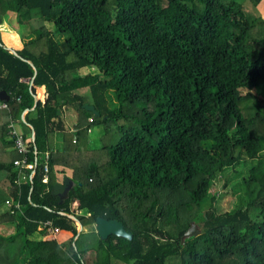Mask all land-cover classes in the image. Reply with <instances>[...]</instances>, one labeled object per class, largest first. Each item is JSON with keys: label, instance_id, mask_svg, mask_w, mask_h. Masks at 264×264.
<instances>
[{"label": "trees", "instance_id": "trees-1", "mask_svg": "<svg viewBox=\"0 0 264 264\" xmlns=\"http://www.w3.org/2000/svg\"><path fill=\"white\" fill-rule=\"evenodd\" d=\"M260 1L0 0V24L16 13L34 36L11 52L0 30L8 104L0 109V188L21 205L0 214V224H15L0 234V264H264ZM36 86L45 87L43 103ZM64 109L76 114L73 130ZM24 110L34 131L33 139L23 133L29 159L34 149L50 152L47 183L42 157L30 181H16L19 155L5 136ZM98 124H117V138L102 147L107 160L89 163L79 154ZM57 133L68 139L62 150ZM245 160L255 195L244 208L216 211L214 179ZM58 165L72 169L64 197L52 192ZM74 200L79 231L59 213ZM97 217L120 221L131 238L101 239ZM47 220L57 234L38 228ZM191 222L200 232L182 240Z\"/></svg>", "mask_w": 264, "mask_h": 264}, {"label": "rangeland", "instance_id": "rangeland-1", "mask_svg": "<svg viewBox=\"0 0 264 264\" xmlns=\"http://www.w3.org/2000/svg\"><path fill=\"white\" fill-rule=\"evenodd\" d=\"M46 25L49 29L53 30L52 23L48 22ZM54 38L56 40H61L62 36H58L57 34H55ZM137 109L140 110L139 116H142V118L144 119L146 115L144 114L145 111L141 110V103L138 104ZM1 116L2 112L0 111V118ZM63 116L65 118V115ZM72 119L73 118L71 111V113L69 112L66 118V123H68L67 121L71 122ZM15 125L18 128V125ZM117 133V124L110 125L109 127H107V129L102 124L94 125L92 128H90V131L87 134L88 143L85 149L82 150L81 154H79L80 158L83 161H88L89 163L100 161L102 162V160H104L105 158L107 160V151L106 149L105 151L102 150V147L105 145H110L117 138ZM111 138H113V140ZM65 145H69L67 137L64 138V133H58L55 148H59L60 150H62ZM102 156H105V158H103ZM85 158H87L88 160H85ZM252 164L253 163L250 160H245L233 167L225 168L221 173L217 175L210 189V192L214 194L216 198L213 204L216 211L224 212L227 210L244 208L248 200L255 195L256 187H247L243 180L248 176V171ZM54 174L57 182H62L65 177L69 178L70 182H72V169L67 166L63 168L59 165L56 166ZM66 191L67 188L64 190L62 197L66 195ZM11 202V197H9L0 188V214L9 211V204H11ZM73 206L74 204L72 203L71 207ZM75 225L76 230L78 231L79 226L77 223ZM14 231V222H5L0 224V234L9 235ZM32 237L40 238L41 234L39 232H35Z\"/></svg>", "mask_w": 264, "mask_h": 264}, {"label": "built area", "instance_id": "built-area-1", "mask_svg": "<svg viewBox=\"0 0 264 264\" xmlns=\"http://www.w3.org/2000/svg\"><path fill=\"white\" fill-rule=\"evenodd\" d=\"M46 95V93H45ZM17 101H20L19 98H17ZM8 107V104L6 101L0 99V109H5ZM26 112L24 110L22 113ZM92 119L90 118L89 121ZM7 135L10 139L13 141V149L18 153V157L13 160V168L16 170V181L18 184L30 181L31 178L34 175L35 172V165L36 162L39 160V158H43V176H42V182L47 183L48 182V160L50 157V152L46 151L41 157L37 153L36 149H34L32 152L34 154V160L29 159V153L30 149L28 147L27 143V137L24 136L22 132H20L16 126L14 121H10L7 124ZM31 139V138H30ZM9 204V212L11 214H15L17 211L20 210V202L18 199L13 200ZM74 206L71 207V212L66 213L63 211H60L59 213L61 215H66L71 219L72 216L76 218V215L80 214L81 211L77 209V201H73ZM74 224H78L80 228V222L77 220H73ZM39 229L46 230L48 233L55 235L59 232V227L54 226L50 220L44 221L40 223Z\"/></svg>", "mask_w": 264, "mask_h": 264}, {"label": "crops", "instance_id": "crops-1", "mask_svg": "<svg viewBox=\"0 0 264 264\" xmlns=\"http://www.w3.org/2000/svg\"><path fill=\"white\" fill-rule=\"evenodd\" d=\"M257 9L260 12L261 17L264 19V0H261L257 4ZM0 30L5 32V35L3 36V38L5 39L7 47L11 50V52H13V50L18 48L19 44L22 43L24 40H27L28 38L34 37L32 34L29 33V23L27 24V20H25V21L22 20L20 22L17 15L13 12H10V11L4 15L3 21L0 24ZM34 89H35L34 100L40 101L43 103L45 98H46L45 87L44 86H36ZM31 110H33V108ZM71 111H72V118L73 119L71 122L67 121L69 124L68 123H66V124H67V126H69L70 130H73L72 125L75 123L76 114L74 113V111L72 109H64L63 115H65V121H66V118H67L69 112L71 113ZM26 112H27V110H26ZM26 112L21 114V116H20L21 122L15 121V124L18 125V128L17 127L16 128L20 132L27 135L29 138L33 139V136H34L33 128L30 125L26 126V125H23V123H22V122H24ZM57 135H58V133L54 137V143H56ZM9 139L10 138L6 134L5 140H9ZM8 149L14 150L13 147H9ZM58 149L59 148H57V150Z\"/></svg>", "mask_w": 264, "mask_h": 264}, {"label": "water", "instance_id": "water-1", "mask_svg": "<svg viewBox=\"0 0 264 264\" xmlns=\"http://www.w3.org/2000/svg\"><path fill=\"white\" fill-rule=\"evenodd\" d=\"M0 99H7V96L3 92H0ZM84 107L90 111H93L95 115L98 114V112L94 109L93 105L85 104ZM70 184H71L70 179L67 177H65L62 182H56L53 185V189H52L53 194L56 196L57 195L62 196L64 190L66 188L68 189ZM71 219L75 220L76 218L72 216ZM80 228H81V224H80ZM96 229L101 239H106L109 235L120 236L126 239H130L132 236L131 231L125 229L124 225L120 221H117L115 219H106L103 217H97ZM199 232L200 230L198 226L194 222H191L190 226L185 230L182 236V240H184V238L186 237L195 236L199 234Z\"/></svg>", "mask_w": 264, "mask_h": 264}, {"label": "bare ground", "instance_id": "bare-ground-1", "mask_svg": "<svg viewBox=\"0 0 264 264\" xmlns=\"http://www.w3.org/2000/svg\"><path fill=\"white\" fill-rule=\"evenodd\" d=\"M43 92V91H42ZM38 99V98H37Z\"/></svg>", "mask_w": 264, "mask_h": 264}]
</instances>
